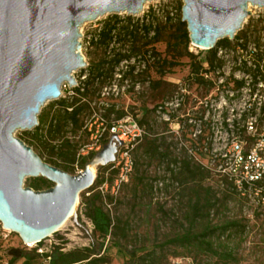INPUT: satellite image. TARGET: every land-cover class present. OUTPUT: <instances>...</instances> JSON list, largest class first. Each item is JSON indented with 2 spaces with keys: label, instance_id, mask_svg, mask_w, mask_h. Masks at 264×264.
I'll return each mask as SVG.
<instances>
[{
  "label": "trees",
  "instance_id": "1",
  "mask_svg": "<svg viewBox=\"0 0 264 264\" xmlns=\"http://www.w3.org/2000/svg\"><path fill=\"white\" fill-rule=\"evenodd\" d=\"M182 5L181 2V10ZM173 20V16L168 14L166 20L161 24L155 22L154 19L144 20L140 24L131 20L124 22L118 14H115L105 21L99 41L109 45L114 38L125 42L128 39L136 41L143 36L147 38V45L164 41L167 46V56L162 59L161 66L157 68L161 77L151 81V88L158 91L165 84L174 85L166 82L163 77L168 71H171L168 69L180 65L181 59L187 57L190 67L187 79L189 85L191 82L198 81L206 87L207 96L212 86L207 79L201 76V72L205 69L206 61L213 62L216 51L208 49L205 59L198 58L193 51H190L191 39L186 22L182 21L181 16L174 22ZM168 29L170 30L169 34L165 36L164 33ZM217 44L227 45L230 44V40L223 38ZM130 52L131 49H121L114 52L112 60L104 58L98 63L90 64L87 68L86 78L80 80V83L73 88L74 94L62 97L52 104L50 111L40 114L39 125L35 127L31 138L25 142L31 145L46 162L70 173L75 171L77 164L84 168L85 163L91 160L96 153L82 154L79 141L75 140L77 133L84 131L90 141L92 132L96 130L95 124L92 130L86 127L85 117L92 111H99L109 128L113 123L129 114L126 109L119 108L115 103L104 104L100 107H92L91 103L96 92H101L105 81L114 76L121 61L131 57ZM107 64H111V67H107ZM134 71L135 65L123 70L122 80ZM187 91H189L188 85L185 84L174 94H171L172 96L165 97V91L160 92V96L163 95L161 104L155 105L153 109L143 106L140 108L141 116L133 117L145 129V133L132 149L134 166L129 177L133 185L132 197L135 201L133 205L136 206L139 204L140 198L151 197L154 187L153 183L147 180L146 171L141 169L144 158L156 159L159 166H165V170L181 186V200L185 203L180 230L164 239L156 238L149 246L140 245L133 249L123 248L121 243L129 241L131 237V221L129 218L112 212L109 205L113 203L114 195L110 192L106 193L104 190L108 184L107 191L109 188L112 191L119 169L111 168L113 163L100 165L94 184L81 193L84 214L93 224L91 244L70 250H63V246L57 244L50 251L41 253L34 249L21 254L20 257L24 259L22 264H112L110 248L106 245L110 240L114 241L126 255L124 264H173L172 258L175 257H190L192 260L187 264L238 263L239 257L236 251L226 243L224 238L226 235L232 236L234 232L243 231L245 224L240 220L214 223L211 216L218 211L220 204L233 196L249 199L242 196L235 184L226 176L215 173L212 168H207L195 160L191 150L200 149L204 144V137L194 139L192 136L194 126L190 119L195 103L186 107L189 94ZM177 95L180 98V105L172 111L168 110L165 103L170 102ZM160 106H162V110L158 112ZM153 111L169 116V120L162 121L166 130L161 134H153L154 136H152L153 130L150 121V113ZM173 122L179 126L177 131L171 128ZM168 131L173 134L178 133L176 142L168 141ZM68 133H72L73 137H70ZM109 139L110 137L105 138L104 143H107ZM174 143L176 144L175 149ZM176 149L179 150L178 153ZM138 152L141 154L139 157L136 154ZM197 152L202 153V157L207 159V155L202 151L198 150ZM107 170H110V173L108 177H105ZM28 179L30 180L29 186L37 190L48 188L54 184L43 176L29 177ZM129 180L123 182L120 188ZM206 180L212 181L214 184L205 185L204 181ZM160 183L162 184V181ZM20 257L11 258L10 263L14 264Z\"/></svg>",
  "mask_w": 264,
  "mask_h": 264
},
{
  "label": "water",
  "instance_id": "2",
  "mask_svg": "<svg viewBox=\"0 0 264 264\" xmlns=\"http://www.w3.org/2000/svg\"><path fill=\"white\" fill-rule=\"evenodd\" d=\"M152 0H0V222L23 242L38 243L74 215L80 195L96 180L93 168L116 161L124 144L114 134L85 167L73 174L46 162L18 130L39 125L42 107L60 99L62 86L77 84L75 71L87 66L81 26L107 14H137ZM264 0H183L182 21L191 42L212 49L233 39ZM43 176L45 189L25 186Z\"/></svg>",
  "mask_w": 264,
  "mask_h": 264
},
{
  "label": "rangeland",
  "instance_id": "3",
  "mask_svg": "<svg viewBox=\"0 0 264 264\" xmlns=\"http://www.w3.org/2000/svg\"><path fill=\"white\" fill-rule=\"evenodd\" d=\"M181 2L183 4V0H152L146 3L144 13L142 12L136 15L121 13L118 16L124 22L131 20L132 22H139L141 24L144 20L154 19L155 22L161 24L166 20L165 15L168 10L172 12L171 14L174 20L180 16L182 17V10L180 9ZM251 8L252 12L245 21V28L252 38L261 37L264 35V7L252 6ZM113 15L115 14H107L99 17L97 20L85 22L81 26V31L82 29L83 31H87L88 28H94L95 25H104L105 21H108ZM171 24L173 25V23ZM169 31V29L166 30L164 35H168ZM81 41L85 43L83 37H81ZM146 41L147 38L144 36L136 41L128 39L125 42L114 38L109 45L97 41L91 43V45L83 46V53L88 64L86 67L75 71L74 74L77 84L81 80V76L88 74L87 68H89L90 64L98 63L104 58L112 60L114 58V52L121 49H131V57L121 61L120 65H118L119 70L116 69L114 76L105 81L101 92H96L91 103L92 107L115 103L119 108H124L129 112L127 116L140 117L141 107L146 106L148 109H153L155 105L163 102V95L160 96V92L165 91V97L170 96L185 84L188 85L189 90L187 91L189 94L186 107L206 97L207 90L204 85L198 81L191 82L190 85L188 83L187 79L190 73V67L187 57L181 59L182 63L180 65L168 69L171 71H168L163 77L166 82L174 85L165 84L158 91L153 90L151 88V81L161 77L157 68L161 66L162 59L167 56V46L164 41L155 42L151 45H147ZM115 49L116 51H114ZM190 51H193L200 59H205L208 55L207 49L197 47L192 42L190 44ZM126 60H128V63H126ZM133 62L135 63V71L132 74H128L126 79L122 80V71L127 70ZM106 66L111 67V64H107ZM71 88L73 86H70L69 83H64L62 86L63 94H68ZM58 100L48 101L42 107L41 113L50 111L52 104ZM170 102L172 103L167 108L172 111L176 107V96ZM166 116L157 111L150 113L153 130L152 136H154L153 134H161L166 130V127L162 123ZM98 117H101V113L95 110L85 117V121L92 120L94 122ZM171 126L173 130L177 131L179 129V126L174 122L171 123ZM34 131L35 128L31 130H18L16 134L23 140L28 141ZM177 134L176 132L173 134L168 131V141L176 142ZM68 135L73 137L72 133H68ZM75 140L79 141L80 152H82V147L88 143L89 138H87L84 131H79L75 136ZM175 145L174 143V149L176 148ZM178 147L180 148L179 145ZM176 151L178 153L179 150L176 149ZM136 154L138 157L141 156L140 152ZM143 162V168L141 169L146 171L147 180L153 183L154 186L151 197L146 196L144 199L140 198L138 200L139 204L136 206L133 205L135 201L132 197L133 185L131 178L117 193L113 192V190L111 191L110 188L107 191L108 184L105 187L103 186L106 193L110 192L114 195L113 203L109 205L112 212L124 218H129L131 221V237L129 241L121 243L123 248L133 249V247L140 245L149 246L156 238L164 239L166 236L177 232L180 230V222L185 211V203L181 200L180 195L181 186L165 170V166H159V162L152 158H144ZM82 169L77 164L73 174L80 172ZM109 171L107 170L105 177L109 176ZM98 173V168H96V179ZM28 178L25 180V186H29L30 180ZM161 181L162 184L160 183ZM204 184L209 185L214 183L206 180ZM143 195L144 193L142 192ZM76 217L83 226L78 224L74 220V215H72L59 231L41 241V243L26 244L18 233L1 228L0 264H12L10 263L11 258L20 257L21 254L34 249H37L39 253L50 251L57 244L63 246V250L90 245L93 224L84 214V207L81 205V195L76 207ZM211 217L214 223L240 220L245 224L243 231L234 232L232 236L226 235L224 238L226 243L236 251L239 257L238 263L235 264H264V216L252 202L239 196H233L226 202L224 201L220 204L218 211L214 212ZM0 226H2L1 222ZM106 245L110 248V254L113 258L112 264H124L126 255L120 250L119 246L112 240L108 241ZM40 249L42 251H39ZM23 260L20 257L14 264H22ZM191 260L190 257L172 258L173 264H187Z\"/></svg>",
  "mask_w": 264,
  "mask_h": 264
},
{
  "label": "built area",
  "instance_id": "4",
  "mask_svg": "<svg viewBox=\"0 0 264 264\" xmlns=\"http://www.w3.org/2000/svg\"><path fill=\"white\" fill-rule=\"evenodd\" d=\"M252 6H249L251 12ZM171 13L168 10L165 19L168 14L172 16ZM102 28L103 25H95L87 31L82 29L81 37L85 39V43L81 41L82 53L83 46L100 40ZM229 40L230 44L227 45L216 44L212 48L216 51L213 62L204 63L201 76L211 83L212 88L204 99L196 101L190 119L194 126L193 138L203 136L204 144L191 152L196 161L232 181L238 192L247 197L264 216V35L252 38L243 25ZM86 76H81V80ZM73 88L69 95L74 94ZM68 94L62 91L61 97ZM171 103L166 102L165 106ZM178 105L180 98L177 95ZM161 110L162 106L158 112ZM165 119L169 120V116ZM94 124L96 130L92 132L90 141L83 145L82 154L99 151L105 144V138H111L114 134L124 142L111 167L119 169L112 188L113 192H117L123 182L129 180L134 166L132 149L143 137L145 129L131 116L116 121L109 128L105 120L98 117L94 122L88 121L86 127L92 130ZM198 150L206 154L207 159ZM1 228L4 229L3 226Z\"/></svg>",
  "mask_w": 264,
  "mask_h": 264
},
{
  "label": "bare ground",
  "instance_id": "5",
  "mask_svg": "<svg viewBox=\"0 0 264 264\" xmlns=\"http://www.w3.org/2000/svg\"><path fill=\"white\" fill-rule=\"evenodd\" d=\"M147 3H148V2H147ZM145 6H146V4H145ZM141 12H142V11H140V12H138V13H141ZM138 13H137V14H138ZM93 170L95 171V168H93ZM31 244H33V243H31Z\"/></svg>",
  "mask_w": 264,
  "mask_h": 264
}]
</instances>
